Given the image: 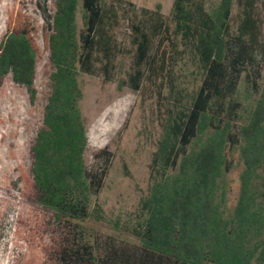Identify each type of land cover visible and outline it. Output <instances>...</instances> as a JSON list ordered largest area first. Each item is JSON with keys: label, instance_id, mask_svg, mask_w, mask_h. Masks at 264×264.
<instances>
[{"label": "trees", "instance_id": "1", "mask_svg": "<svg viewBox=\"0 0 264 264\" xmlns=\"http://www.w3.org/2000/svg\"><path fill=\"white\" fill-rule=\"evenodd\" d=\"M259 1L220 0L212 9L207 0H174L169 22L160 5L129 20L134 54L120 89L140 92L146 80L163 72L165 60L158 65L153 56L163 46L174 58H187L201 75V84L185 106L184 89L170 87L174 103L167 108L150 165L154 180L142 203L143 223L135 231L139 243L111 238L91 244L82 224L92 216L113 154L108 148L94 153V161L103 163L98 168L88 162L79 75L115 81L124 53L117 39L119 8L107 0H8L7 29L0 37V99L3 80L10 75L35 101L44 61L40 39L49 52L51 92L30 148L31 164L16 170L25 198L45 211L33 227L40 251L23 264H264V40ZM80 4L84 28L79 32ZM236 4L241 15L234 28ZM244 74L259 98L240 125L243 106L237 94ZM234 150H239L243 171L237 203L229 210L224 178L233 169L229 154Z\"/></svg>", "mask_w": 264, "mask_h": 264}, {"label": "rangeland", "instance_id": "2", "mask_svg": "<svg viewBox=\"0 0 264 264\" xmlns=\"http://www.w3.org/2000/svg\"><path fill=\"white\" fill-rule=\"evenodd\" d=\"M219 1L207 0V3L213 9ZM7 2L5 0L0 5V37L7 29ZM107 2L117 5L121 15L117 39L124 53L118 61L116 79L106 83L103 76L80 74L79 83L83 90L80 109L89 139L88 162L96 168L102 166V162L94 161L93 154L104 148L109 149L113 159L103 190L94 198L92 216L82 225L91 244L111 238L117 242L138 244L135 231L143 223L142 203L154 180L150 165L157 151L167 108L174 103L170 87L176 84L184 89L182 103L185 106L200 86L201 75L190 66L187 58H174L170 48L163 46L158 51L156 49L153 56L156 55L158 65L165 60V70L152 80H146L140 92L128 87L120 89L121 80H126L131 70L134 54L129 38V20L140 19L142 10L154 11L160 5L169 22L174 0ZM256 11L264 40V0L258 2ZM83 15L80 4L77 14L79 32L84 28ZM240 15L241 9L236 4L232 20L234 28L240 22ZM37 18L41 19L39 15ZM40 44L44 50V61L39 66L35 82V101L31 100L25 87L14 84L10 75L3 80L5 92L0 99V264H23L27 257L40 251L35 243L39 236L33 227L42 222L40 219L45 216V211L25 198L16 171L20 165L30 167V148L51 92L47 76L49 52L44 47L43 38ZM244 77L245 74L237 94L243 106L240 125L247 120L259 98V94L247 86ZM263 85L264 80L261 87ZM229 157L233 161V169L224 178V184L228 192L226 206L232 210L239 196L243 163L239 150L232 151ZM47 243H50L48 236Z\"/></svg>", "mask_w": 264, "mask_h": 264}]
</instances>
